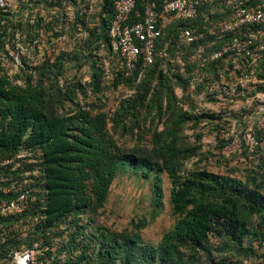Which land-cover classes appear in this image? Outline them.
<instances>
[{"label": "trees", "instance_id": "1", "mask_svg": "<svg viewBox=\"0 0 264 264\" xmlns=\"http://www.w3.org/2000/svg\"><path fill=\"white\" fill-rule=\"evenodd\" d=\"M164 1L136 0L131 21L142 20L151 2H156L160 11ZM220 1L223 5L217 8ZM233 13V4L228 0L204 2L195 18L173 20L163 27L157 51L167 49L169 57L158 55L152 65H145L140 59L136 69L127 74L121 58L110 49L109 29L115 9L114 0H105L104 27L99 39L105 36L104 45L121 60V70L117 71L113 84L117 86L121 81L135 83L144 69L151 66L154 78L164 88L173 78L184 87L196 86L202 79L195 70L218 71L224 59L231 55L234 65L235 59L240 57L233 51L214 57L235 37H243L249 32L246 29L238 34L218 33L220 22L231 19ZM27 26L29 23L22 20L13 24V17H7L0 37L3 52L8 53L6 43L10 49H16L18 44L35 42L34 36L24 35ZM185 28L195 29L197 38L191 43H186L182 37ZM179 46L185 51L183 57L174 53ZM36 66L28 72L30 65L27 55L23 54L19 70L12 73L6 62L0 60V158L27 153V157L17 160L20 165L9 172L15 178L28 180L27 189L31 191L29 206L23 213L0 218V254L15 246L35 249L40 255V264H94L95 257L98 258L97 264H110L112 260L138 264L157 255L167 260L181 259L185 247L193 251L192 256L198 255L207 249L210 236L230 238L241 247L243 237L251 232L259 235L260 230L254 229V217L264 213V193L261 190L252 188L248 181L200 168H185L186 161L197 153V149L182 139L179 126L182 128L191 117L181 120L177 114L178 126L158 134L150 151L125 149L109 130L107 112L94 113L79 107L75 111L59 113L50 102L44 80L35 78V71L43 66ZM104 70L94 61L91 83L97 92L102 89ZM186 70L189 75L185 74ZM20 72L28 74L25 76ZM258 73L259 78L264 79V62ZM78 88L70 91L73 96ZM257 89L264 91V83ZM71 94L68 96L72 99ZM199 118L216 119L217 115L202 113L194 120ZM256 137L259 142L264 139L260 130ZM260 160L264 169V157ZM128 167L143 170L144 177H150L153 170L158 173L164 170L171 179V201L178 221L157 247L140 243L139 233L108 232V237L105 234L100 235L101 238L92 235L91 239L86 235L54 233L55 227L65 220L81 217L102 206L117 175ZM158 173L153 185L155 208L163 198L162 179ZM249 182L256 184L257 177L249 176ZM15 195H5L0 190V199ZM95 237L100 242L96 252L90 249V242L95 241ZM263 243L261 241L256 248L250 240L247 247H242L240 259L233 264H245L246 259L254 263L264 259Z\"/></svg>", "mask_w": 264, "mask_h": 264}, {"label": "rangeland", "instance_id": "2", "mask_svg": "<svg viewBox=\"0 0 264 264\" xmlns=\"http://www.w3.org/2000/svg\"><path fill=\"white\" fill-rule=\"evenodd\" d=\"M10 3L16 14L13 24L18 20L29 23L24 35L35 37V42L23 45L30 65L28 72L33 66H43L35 71V78L44 80L50 102L59 113L79 107L94 113L105 111L109 115V130L120 145L147 151L152 149L158 134L178 126L177 114L181 120L191 117L182 128L179 126L182 139L197 149L185 168H200L248 181L252 188L264 193V169L260 162L264 157V139L259 142L256 137L259 130L264 137V99L262 91L252 84L255 79L245 77L248 71L237 62L233 65V55L224 59L218 71L195 70L202 79L196 86L184 87L173 78L164 88L154 78L151 66L144 69L135 83L121 81L115 86L121 60L104 45L105 36L99 39L104 27L105 0H10ZM222 5L221 2L217 8ZM11 50L17 53V47ZM174 53L183 57L185 51L179 46ZM94 61L105 69L100 92L91 83ZM6 67L12 73L19 70L12 59ZM77 87L73 96L70 91ZM209 112L216 113L217 118L194 120L196 115ZM157 173L153 170L150 177H144L143 170L128 167L117 175L102 206L65 220L55 227L54 233L86 235L90 239L92 235L108 237V232L139 233L140 243L157 247L178 221L171 201V179L164 170L158 173L163 198L158 208L154 206ZM251 175L257 177L256 184L249 182ZM254 229L260 230L259 235L251 232L243 237L241 247L230 238L210 236L207 249L198 255L192 256L193 251L185 247L181 259L167 260L156 254L154 259L138 264H233L250 240L256 248L264 241V213L254 217ZM94 240L90 249L96 252L100 242L96 237ZM97 261L95 257L94 264ZM110 264L122 262L112 260Z\"/></svg>", "mask_w": 264, "mask_h": 264}, {"label": "built area", "instance_id": "3", "mask_svg": "<svg viewBox=\"0 0 264 264\" xmlns=\"http://www.w3.org/2000/svg\"><path fill=\"white\" fill-rule=\"evenodd\" d=\"M211 0H165L162 9L156 2L147 5L145 14L140 21H131L132 13L136 6V0H114L115 14L110 23V49L117 54L127 74H131L137 67L140 59L145 65L155 63L157 56L169 57L167 49L157 51V42L163 36V27L173 20H189L199 13L200 6ZM233 4L234 13L231 19L221 21L218 33L238 34L249 30L243 37H235L233 42L226 44L222 51L216 52L214 57H220L223 53L233 51L235 62L239 67L248 71L246 78L255 79L252 84L255 88L264 83L259 78L258 71L264 62V0H228ZM14 11L10 0H0V37L7 24V17H14ZM253 27H257L253 30ZM182 37L186 43H191L197 38L195 29L185 28ZM7 52H3L0 46V60L14 62L16 67L21 65L24 47L17 45V53L10 49L6 43ZM249 80V79H247ZM264 99V91L261 92ZM27 157V153L18 157L0 158V190L3 194H16L13 198L0 199V218L16 216L23 213L29 206L28 180L18 179L12 176L9 170H14L20 164L17 160ZM14 165V166H13ZM40 255L35 249L27 247H11L0 254V264H40ZM250 259L245 264H253ZM254 264H264V259L257 260Z\"/></svg>", "mask_w": 264, "mask_h": 264}, {"label": "crops", "instance_id": "4", "mask_svg": "<svg viewBox=\"0 0 264 264\" xmlns=\"http://www.w3.org/2000/svg\"><path fill=\"white\" fill-rule=\"evenodd\" d=\"M12 8H13V7H12ZM13 11H14V9H13ZM13 14H14V16H16V14H15V11H14V13H13Z\"/></svg>", "mask_w": 264, "mask_h": 264}]
</instances>
